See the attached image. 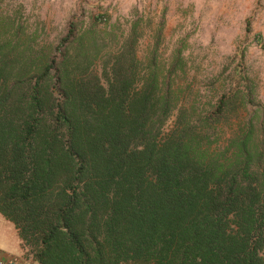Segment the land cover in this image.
<instances>
[{"label": "trees", "instance_id": "trees-1", "mask_svg": "<svg viewBox=\"0 0 264 264\" xmlns=\"http://www.w3.org/2000/svg\"><path fill=\"white\" fill-rule=\"evenodd\" d=\"M7 26L0 215L36 264H264V138L245 76L206 113L181 106L180 51L138 60L136 25L121 43L71 25L53 49ZM234 104L247 116L224 138Z\"/></svg>", "mask_w": 264, "mask_h": 264}, {"label": "rangeland", "instance_id": "rangeland-1", "mask_svg": "<svg viewBox=\"0 0 264 264\" xmlns=\"http://www.w3.org/2000/svg\"><path fill=\"white\" fill-rule=\"evenodd\" d=\"M0 22L12 35L17 33L14 40L33 39L47 49L57 47L71 25L100 33L113 29L120 43L136 25L135 51L143 65L154 47L166 65L181 52L182 70L172 81L183 90V107L195 102L211 112L221 96L243 90L239 77L245 76L261 109L257 137L264 138V0H0ZM111 45L106 42L104 55ZM176 115L177 110L166 121L162 137L172 130ZM246 116L239 106H231L220 119L224 138ZM13 230L0 218V239L11 238Z\"/></svg>", "mask_w": 264, "mask_h": 264}, {"label": "crops", "instance_id": "crops-1", "mask_svg": "<svg viewBox=\"0 0 264 264\" xmlns=\"http://www.w3.org/2000/svg\"><path fill=\"white\" fill-rule=\"evenodd\" d=\"M0 218L1 220H5L2 216ZM0 257L15 258L17 264H36L32 256L21 247V242L15 228L12 232L11 238L6 236L4 239H0Z\"/></svg>", "mask_w": 264, "mask_h": 264}, {"label": "built area", "instance_id": "built-area-1", "mask_svg": "<svg viewBox=\"0 0 264 264\" xmlns=\"http://www.w3.org/2000/svg\"><path fill=\"white\" fill-rule=\"evenodd\" d=\"M0 264H17V260L15 258H4L0 257Z\"/></svg>", "mask_w": 264, "mask_h": 264}]
</instances>
